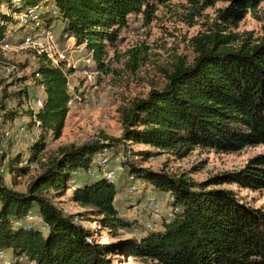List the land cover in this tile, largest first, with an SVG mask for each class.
I'll list each match as a JSON object with an SVG mask.
<instances>
[{"label":"trees","instance_id":"1","mask_svg":"<svg viewBox=\"0 0 264 264\" xmlns=\"http://www.w3.org/2000/svg\"><path fill=\"white\" fill-rule=\"evenodd\" d=\"M219 2L226 5L217 8L207 28L191 40L193 60L178 58L166 72L163 87L152 88L120 109L123 132L119 138L104 136L63 147L25 192L14 188L16 181L7 182L0 174V250L9 252L14 264H115L117 253L158 264H264V208L250 206L232 190L216 187L229 183L264 191V153L251 157L238 170L205 182L186 173L170 175L122 161L125 180L135 188L138 200L148 199V188L169 195L168 206L179 208L170 221L157 220L147 206L141 215L121 210L120 182H110L98 168L101 151L127 143L147 144L178 158L197 148L234 153L264 146V25L259 36L238 30L248 15H258L264 0H189L185 20L193 24ZM30 9L36 10L43 25H53L58 40L68 35L77 44L86 42L103 71L107 65L102 57L116 45L131 20L143 15L150 22L157 6L152 0H0V43L24 31L19 16ZM25 78L43 84L46 95L37 112L43 129L40 141L28 146L32 164L40 160L48 136H61L71 95L67 75L47 55L38 56L37 69ZM21 94L29 95L28 86ZM5 108L2 97L0 111ZM24 113L31 116L30 111ZM16 115L13 111L4 116ZM24 158L21 153L10 160L14 179L30 170ZM90 170H96V175ZM72 183L76 186L73 200L102 216L103 227L130 233L129 239L102 243L94 230L65 214L54 199L64 195ZM29 212L41 215L45 228L41 223L29 227ZM147 213L151 217L146 218Z\"/></svg>","mask_w":264,"mask_h":264},{"label":"rangeland","instance_id":"2","mask_svg":"<svg viewBox=\"0 0 264 264\" xmlns=\"http://www.w3.org/2000/svg\"><path fill=\"white\" fill-rule=\"evenodd\" d=\"M152 3L157 6L153 19L147 22L141 15L138 19L131 20V24L119 35L116 45L108 48L106 54L109 62L100 74L89 77L82 71L85 58L89 53L83 45L75 44L74 52L67 54L69 58L65 61L67 67L69 62H73L78 64V69L73 66L68 67L72 69L70 78L73 85V102L61 136L58 138L52 134L48 136L47 145L40 155V160L32 163L25 175L15 176V179L10 173V160H14L21 153L25 156L30 155V148L22 146L20 140L7 142L5 143L6 157L0 155V174L7 182L16 181L14 185L16 190L27 191L31 181L42 172L43 166L54 156H59L63 147L71 144L82 145L104 136L119 138L123 132L120 109L136 97L146 96L152 88L163 87L166 82V72L178 58L191 62L195 55L191 44L192 38L207 28L206 24L214 18L217 8L226 5V3L219 2L215 6L208 7L203 16L197 17L192 24L184 17L189 0H152ZM2 9L6 10L4 7ZM257 14L256 17L248 15L240 22L238 30L253 31L256 36L262 35L264 2L258 8ZM22 36L23 31L20 30L14 39L16 46L9 49L6 56L10 60L26 65L23 74L30 75L38 67V55L34 49L18 45V39ZM55 36L57 38L59 34L56 33ZM75 41L72 37L60 42L64 45L65 42L72 44ZM43 44L53 56L56 55L57 49L53 44L49 45L45 42ZM60 48H63L62 45ZM1 80L2 70L0 68ZM33 87L34 92H42L36 83ZM17 117L16 115L9 118L5 125L15 127ZM260 153H264L262 145L248 147L234 153L197 148L188 156L178 158L171 152L160 151L143 143H127L125 147L115 145V148L110 150V164L118 169L115 182L121 184L119 185L121 191L117 197L119 206L121 210L127 213L130 211L131 215H136L140 212L143 214L144 208L148 205V200L144 197H141V201L138 200L135 188L129 184L130 182H126L125 166L120 160L122 155L124 161H130L137 168H147L177 176L186 173L198 182H205L215 175L244 167L251 157ZM216 187L232 190L240 201L250 206L264 208V191H253L242 188L238 184L229 183ZM145 188L147 191L148 185ZM148 189L149 197H155L153 202L156 207L163 213L172 210L173 206H168L167 203L168 194L161 196L162 194L158 192H152L153 189ZM53 193L54 191H51L49 195ZM72 194L73 190L68 188L64 195H56L54 199L56 205L65 214L73 215L77 223L94 230L98 241L119 244L129 239L130 233L103 227L102 216L93 213V209L89 206H81L72 199ZM149 214L147 213L145 217H151ZM155 218L161 220V217ZM158 223L159 221H156L155 224ZM113 258L115 264H158L157 261L151 259H141L119 253L113 255Z\"/></svg>","mask_w":264,"mask_h":264},{"label":"built area","instance_id":"3","mask_svg":"<svg viewBox=\"0 0 264 264\" xmlns=\"http://www.w3.org/2000/svg\"><path fill=\"white\" fill-rule=\"evenodd\" d=\"M14 1L18 2L20 0ZM19 18V26L24 28V31L22 39L20 38L21 40H18V45L20 47L25 45L26 47L34 49L38 56L47 55L52 60L55 66L60 67L64 70L65 74L68 77L67 84L71 95L69 105L71 106L73 102V85L70 78L72 69H68V67L73 66V68L78 69V64L69 62L67 67V63H65V61L69 60L67 54L69 52H74L75 44H77L76 41L72 44L70 42H65L63 45V43L56 38L53 25H43L36 10L34 9H30L24 15L19 16ZM12 38L16 39L15 37ZM66 38L72 37L65 35V39ZM43 42L48 43L49 45L53 44L57 49L56 55L53 56L51 54V51L48 48L44 47ZM60 45H62V49L60 48ZM79 45H83L84 47H86V49L89 50V53L85 58L86 60L82 71L85 72L89 77H93L100 74L101 70L99 67V62L94 56V51L87 48L86 42ZM15 46L16 44L14 40L3 41L2 43H0V68L2 70V80L0 81V99H2L3 97L6 101V108L0 111V155L2 157H4L6 150L5 143L18 142L20 140L19 142L22 146H32L38 141H40L41 134L43 132L42 123L37 117V112L40 108L43 107L45 103V87L43 84L37 85L42 92H34L33 85L35 83V80L33 78H25V76L31 77V74L34 71L30 75L23 74L26 66L22 68L20 62L7 58V51ZM101 61L105 65L108 64L109 59L107 57V54L102 57ZM36 76L39 77L40 74L37 73ZM25 86H28L29 89L28 96H26L25 94H21V89H23ZM21 97H23L24 99V103L22 105ZM25 110L28 112L30 111L31 116L26 115L24 113ZM13 111L18 113V117L15 120L16 125L15 127L6 126L5 124L9 117H6L4 115L10 114V112ZM110 158V152L107 149L101 151L98 154V168L99 172L110 182H115L118 169L116 167L111 166ZM120 158L121 162L125 160L123 155ZM23 163L25 165L31 164L29 156H25ZM96 173V170H90V174L92 176L96 175ZM130 178L132 179L133 176H130ZM11 186H13V184H11ZM71 189L73 191L76 189L74 183L71 184ZM154 198L155 197L150 196L147 199V208L150 213L153 214L154 217H161V219L162 217H164L167 221L172 220L176 213L179 211V208L172 207V210H168L166 213H163L158 207L155 206V202H153ZM26 220L29 227H31L35 223H41L43 224L42 228H45L44 219L39 214L29 212L26 215ZM148 226L152 227V223L149 222ZM14 263L15 261L11 259L9 252H7L6 250H0V264Z\"/></svg>","mask_w":264,"mask_h":264}]
</instances>
